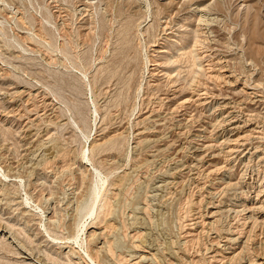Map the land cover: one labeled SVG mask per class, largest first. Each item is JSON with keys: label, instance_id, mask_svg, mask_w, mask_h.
I'll return each mask as SVG.
<instances>
[{"label": "rangeland", "instance_id": "1", "mask_svg": "<svg viewBox=\"0 0 264 264\" xmlns=\"http://www.w3.org/2000/svg\"><path fill=\"white\" fill-rule=\"evenodd\" d=\"M208 6L212 11H199ZM204 17L220 21L212 40L197 49L195 32L202 28ZM161 49L169 52L158 54ZM154 59H160L167 75L152 77ZM220 69L229 70L234 80L227 83ZM211 75L217 79L212 81ZM233 82L245 93L258 85L254 92L264 101V0H0V229L8 232L11 245L0 242V264H22L26 255H18L19 250L25 252L21 245L45 258L43 264L81 263L78 254L72 263L69 249L61 255L53 244L55 238L77 237L80 224L89 226L90 232L96 230L102 242L98 248L104 243L112 264H138L140 259L143 264H238L243 257L228 262L225 242L219 240V233H230L229 229L242 233L248 243L252 240L248 246L253 256L244 257H261L264 228L247 232L248 213L210 216L218 204L239 201L249 208L256 204L264 164L255 159L225 164L222 156L215 161L210 157L206 161H213V166L227 165L226 171L210 172L214 167L199 159L194 149L208 145L223 131L220 125L217 131L213 128L218 123V101L207 107L196 102L180 107L192 90L208 85L217 95L230 97ZM175 87L182 98L179 95L172 104L166 93ZM247 93L235 97L241 107L237 111L253 119L259 113L262 117L251 119L264 130V102L252 105ZM203 126L210 128L202 133ZM260 137L254 143L264 145V132ZM104 143L91 154L93 162L85 159L88 167L82 166L89 146ZM228 177L233 178L231 190L224 184ZM100 178L109 185L99 212L91 215L85 206L78 211ZM47 218L60 225L56 229L58 223L52 224L51 235L44 229ZM78 251L84 253L81 247Z\"/></svg>", "mask_w": 264, "mask_h": 264}, {"label": "bare ground", "instance_id": "2", "mask_svg": "<svg viewBox=\"0 0 264 264\" xmlns=\"http://www.w3.org/2000/svg\"><path fill=\"white\" fill-rule=\"evenodd\" d=\"M244 5V4H243ZM213 8V7H212ZM200 9H202V8H200ZM211 10V7L210 6H208V7H206V8H203L202 10H199V11H201V12H209L210 10ZM212 11V10H211ZM197 13H199V12H197ZM207 14V13H206ZM202 15V14H201ZM204 15H205V13H204ZM210 15H212L211 13H210ZM206 16V15H205ZM209 16V15H208ZM213 16V15H212ZM202 17H203V15H202ZM201 17V18H202ZM207 17V16H206ZM206 17H204V20H202L201 22L202 23H200L201 24V29H198V31L197 32H195V34L197 35V41H196V46H195V48L197 47V46H199V45H205V43H207V41H208V39L209 38H211V40H212V34H213V32H214V29H216L215 28V26L217 25V24H219L218 22L220 21L219 19H218V17H215V18H206ZM200 18V17H199ZM167 21V20H166ZM200 21V20H199ZM167 24V23H166ZM199 24V25H200ZM218 27V26H217ZM199 30H201V32L199 31ZM216 33V32H215ZM176 34V33H175ZM187 34V33H186ZM190 34V33H189ZM217 34V33H216ZM166 35V34H165ZM191 35V34H190ZM211 36V37H210ZM191 37H192V35H191ZM168 38V37H167ZM166 38V39H167ZM193 38V37H192ZM202 38V39H201ZM190 39V38H189ZM214 39V38H213ZM173 41V40H172ZM228 41V40H227ZM210 42V41H209ZM208 42V43H209ZM213 42V41H212ZM215 42V41H214ZM207 43V44H208ZM244 43V42H243ZM193 44V43H192ZM212 44V43H211ZM210 44V45H211ZM213 44H215V43H213ZM221 44V43H220ZM245 44V43H244ZM189 45V44H188ZM187 45V46H188ZM157 46V45H156ZM160 46V45H159ZM186 46V45H185ZM155 47V46H154ZM200 47V46H199ZM210 47V46H209ZM212 47V46H211ZM210 47V48H211ZM161 48V47H160ZM159 48V49H160ZM163 48V47H162ZM194 48V49H195ZM203 48V47H202ZM208 48V47H207ZM231 48V47H230ZM240 48V47H239ZM239 48L237 49V50H239ZM197 49H198V47H197ZM244 49V48H243ZM162 50V49H161ZM165 50H166V48H165ZM164 49L162 50V51H157V53L158 54H164V53H168L167 51H165ZM202 50V49H201ZM230 50V49H229ZM154 51V50H153ZM156 52V51H155ZM199 52V51H198ZM213 52V51H212ZM209 53V52H208ZM155 54V53H154ZM203 54V53H202ZM201 54V55H202ZM200 55V54H199ZM200 55V56H201ZM206 55V54H205ZM205 55H203V56H205ZM214 55V54H213ZM217 55V54H216ZM157 56V55H156ZM161 56V55H160ZM163 56V55H162ZM166 56V55H165ZM202 56V57H203ZM154 57V56H153ZM195 57V56H194ZM201 57V58H202ZM206 57H207V55H206ZM208 57H209V55H208ZM218 57V56H217ZM229 57V56H228ZM205 58V57H204ZM204 58H202V59H204ZM215 58H216V56H215ZM206 59V58H205ZM226 59H227V57H226ZM201 60V59H200ZM207 60V59H206ZM205 60V61H206ZM196 61V60H195ZM208 61V60H207ZM219 61V60H218ZM153 62H154V69L152 70L153 72H151L153 75H152V77H155V76H157L155 73H160L161 75H167V71L165 70V69H163V65L160 63V59L158 60H156V59H154L153 60ZM216 63H217V61H216ZM218 63H220V62H218ZM225 63V62H224ZM227 63V62H226ZM226 63L224 64V65H226ZM228 63H229V61H228ZM235 63V62H234ZM214 65V64H213ZM212 65V66H213ZM217 65V64H216ZM221 65H223V64H221ZM228 65V64H227ZM212 66H211V70H212ZM255 66V65H254ZM227 67V66H226ZM217 68V67H216ZM215 68V69H216ZM219 68V67H218ZM222 68V67H221ZM227 69V68H226ZM218 70V69H217ZM221 71H223V72H221V71H219V72H221V73H226V74H224V75H222L221 74V76H222V78H224V80L226 79L227 80V83L228 82H231V80H232V78L234 77V74H230V72H229V70H225V69H220ZM243 70V69H242ZM208 71H210V70H208ZM213 71V70H212ZM215 72V71H214ZM232 73V72H231ZM210 74H211V72H210ZM163 75V76H164ZM159 76V75H158ZM212 76V77H211ZM211 76H209L207 79H211L212 78V81H213V79L214 78H216V77H221L220 76V74H219V76L217 75H215L214 77H213V75H211ZM165 77H167V76H165ZM169 77V76H168ZM211 77V78H210ZM238 77V76H237ZM243 77V76H242ZM171 78V77H170ZM169 78V79H170ZM153 79V78H152ZM168 79V81H172V80H169ZM172 79V78H171ZM174 79V78H173ZM204 79V78H203ZM217 79V78H216ZM215 79V80H216ZM156 80V79H155ZM199 82H200V77H199ZM201 80H202V78H201ZM204 80H206V79H204ZM214 80V81H215ZM219 80V79H218ZM218 80H217V82H218ZM221 80V79H220ZM223 80V79H222ZM230 80V81H229ZM234 80V79H233ZM232 80V81H233ZM240 79H238V82H240L239 81ZM208 81V80H207ZM211 81V82H212ZM242 81V80H241ZM254 81V80H253ZM149 82V81H148ZM173 82V81H172ZM175 82V81H174ZM196 82V81H195ZM202 83H203V81H202ZM213 83V82H212ZM234 83V82H233ZM235 83H236V81H235ZM235 83L233 84V86H232V83H230L231 85V87H235V88H232L233 89V91H234V93H231L230 94V97H221L219 94L217 95V93L214 91V90H212V88H210L211 86L210 85H208V83H207V85L209 86V88H197L196 90H194V93H193V90H192V95L191 96H188V98H186L185 97V99H182V102L180 103V107H186L187 105H189V104H191V103H193V102H196V103H200V104H204L203 106H208V102H210L209 104H211V103H213V102H215V101H218V111H219V115H218V123L217 124H214V126H213V128H215V130H216V127H217V125H220V127H223L224 129H221V130H223L221 133H219L220 135L219 136H217V139L215 138L214 140H212L208 145H202L203 147H201V148H198V149H194V153H195V155L196 156H198V157H201V158H199V159H201L202 161H206L208 158H210V157H212L211 159H215V158H218V157H220V156H222V157H224L225 158V161H226V163L225 164H227L228 162H231L232 160H235V161H245V160H248V159H255V160H258L260 163H263L264 164V145H257L256 143H254V141H257V140H261V138H263V137H260V136H263V132H264V130L263 129H261L260 127H259V125H258V123L256 124L257 126H255V124H253V120H254V122H255V117L257 116H261V115H258L259 113H257V115L256 114H254V119L252 118V117H250V115H249V117H247V116H245V117H247V118H243L241 115V112H239V111H237V109L240 107H237V102H236V96L237 95H239V94H246L245 93V90L244 89H239V88H237L236 86H234L235 85ZM243 83V82H242ZM253 83V82H252ZM152 84V83H151ZM172 83H170V85H171ZM176 84V83H175ZM175 84H174V86H175ZM204 84H205V82H204ZM214 84V83H213ZM212 84V85H213ZM237 84V83H236ZM241 84V83H240ZM244 84H245V82H244ZM248 84V82L246 81V85ZM254 84V83H253ZM177 85V84H176ZM197 85V84H196ZM195 85V86H196ZM200 85V84H199ZM198 85V86H199ZM207 85H205V86H207ZM215 85V84H214ZM213 85V86H214ZM182 86V85H181ZM201 86V85H200ZM227 86H228V84H227ZM239 86H241V85H239ZM244 86V85H243ZM264 85H262V87H263ZM193 87V86H192ZM250 87V86H249ZM253 87H255V86H253ZM251 88V90H253V92L252 93H247V95H248V99L251 101V103H252V105H259V104H261L262 102H264L263 101V99L261 98L262 96H259V94L258 93H255L254 92V89H257L258 90V85L255 87V88ZM112 88V87H111ZM222 88V87H221ZM228 88H230V87H228ZM244 88V87H243ZM245 88H247V86H245ZM193 89V88H192ZM24 91V90H23ZM182 91H184V90H182ZM231 91V90H230ZM21 92V91H20ZM106 92V91H105ZM109 92V91H108ZM23 93V92H22ZM182 92H181V90L178 88V87H175V88H173V90H171L170 92H168V94L166 93V95L168 96V99L170 100V101H172V104H174L173 103V101H175L176 99H178L179 100V95L181 94ZM190 94V93H189ZM221 94V93H220ZM23 95V94H22ZM227 95H229V93L227 94ZM166 96V97H167ZM184 96H185V93H184ZM183 96V97H184ZM165 97V98H166ZM180 97H181V95H180ZM236 97V98H235ZM182 98V97H181ZM239 98V97H238ZM243 98V97H242ZM154 99V98H153ZM160 99V98H159ZM147 100V99H146ZM178 100H177V102H178ZM237 100H239V99H237ZM155 101V100H154ZM242 101H244V100H242ZM149 102V101H148ZM161 102V101H160ZM176 102V101H175ZM180 102V101H179ZM247 102V101H246ZM246 102H241L242 104V106L243 105H245V103ZM157 103V102H156ZM168 103H170V102H168ZM250 103V102H249ZM248 103V104H249ZM250 103V104H251ZM214 104V103H213ZM240 104V103H239ZM247 104V103H246ZM193 105H195V104H192L191 106H193ZM198 105V104H197ZM212 105V104H211ZM210 105V106H211ZM191 106H188V107H191ZM206 106V107H207ZM213 106V105H212ZM248 106V105H247ZM179 107V104H178V106H177V108ZM179 107V108H180ZM196 107V106H195ZM200 107V106H199ZM254 107V106H253ZM257 107V106H256ZM172 108V107H171ZM193 108H194V106H193ZM201 108V107H200ZM243 108H245V107H243ZM250 108V107H249ZM173 109H176V108H173ZM240 109H241V107H240ZM246 109V108H245ZM179 110V109H178ZM142 111V110H141ZM177 111V110H176ZM189 111V110H188ZM241 111V110H240ZM246 111H247V109H246ZM215 112V111H214ZM247 112H249V110L247 111ZM216 113V112H215ZM172 114V113H171ZM177 114V113H176ZM241 114V115H240ZM248 114V113H247ZM246 114V115H247ZM153 115V114H152ZM151 115V116H152ZM245 115V114H244ZM243 115V116H244ZM163 116V115H162ZM120 117V116H119ZM190 117V116H189ZM262 117V116H261ZM261 117H259V119L261 118ZM156 118V117H155ZM253 120H252V119ZM264 118V117H263ZM263 118H261V119H263ZM147 119V118H146ZM148 119H150V118H148ZM159 119V118H158ZM182 119V118H181ZM256 119H258V118H256ZM160 120V119H159ZM158 120V121H159ZM209 120V119H208ZM214 120V119H213ZM150 121V120H149ZM155 120H153V122H154ZM202 121V120H201ZM212 121V120H211ZM262 122H263V120H261ZM143 122V121H142ZM156 122V121H155ZM188 122V121H187ZM210 122V121H209ZM213 122V121H212ZM258 122H260V121H258ZM158 123V122H157ZM206 123H207V121H206ZM264 123V122H263ZM164 124H166L165 122H164ZM261 124V123H260ZM206 125V124H205ZM210 125V124H209ZM183 126V125H182ZM211 126V125H210ZM210 126L208 127V126H203L202 128V130H201V132L203 133V132H207L208 131V129L210 128ZM262 127H263V125H261ZM156 127V126H155ZM154 127V128H155ZM169 127V126H168ZM201 127V126H200ZM199 127V128H200ZM219 127V128H220ZM165 128V127H164ZM177 128V127H176ZM181 128V127H180ZM218 129V128H217ZM179 130V129H178ZM212 130V129H211ZM214 130V131H215ZM217 131V130H216ZM215 131V132H216ZM153 132V131H152ZM187 132V131H186ZM198 133H199V131H197ZM214 132V133H215ZM119 133V132H118ZM178 133V132H177ZM209 133H212V132H209ZM142 134V133H141ZM140 134V135H141ZM213 134V133H212ZM217 134V133H216ZM116 135V134H115ZM182 135V134H181ZM201 135V134H200ZM205 135V134H204ZM197 136H198V134H197ZM210 136V135H209ZM205 137V136H204ZM202 138V137H201ZM208 138V137H207ZM211 138H213V137H211ZM169 139V138H168ZM108 140V139H107ZM173 140V139H172ZM191 140V139H190ZM195 140V139H194ZM222 140V141H221ZM157 141V140H156ZM209 141V140H208ZM96 142V141H95ZM145 142V141H144ZM146 143H147V141H146ZM261 143H262V141H261ZM193 144V143H192ZM96 145H97V143H96ZM199 145V144H198ZM94 146V145H93ZM105 146V143L104 144H100V145H98V146H94L93 148L91 147V145L89 146V148H88V150L87 151H85V152H87V153H85V156H84V160H83V162H82V166H85V168L86 167H88V164H86L84 161H85V159H87L89 162H93V160L91 159V154L97 149V148H101V147H104ZM137 147V146H136ZM193 147V146H192ZM194 147H197V146H194ZM164 148H166V147H164ZM163 148V149H164ZM182 149V148H181ZM191 149V148H190ZM36 151V150H35ZM219 152V153H218ZM169 153V152H168ZM193 155V154H192ZM240 155H242V157L241 158H239V156ZM194 156V155H193ZM236 156V157H235ZM44 157H46V154H45V156ZM222 157H220V158H222ZM0 158H2L1 157V153H0ZM175 158V157H174ZM195 158V157H194ZM223 158V159H224ZM4 159V158H3ZM172 159V158H171ZM159 160V159H158ZM189 160V159H188ZM252 160V161H253ZM254 160V161H255ZM187 161V160H186ZM204 161V162H205ZM215 161V160H214ZM176 162H178V160H176ZM198 162H200V161H197V163ZM259 162H258V164H259ZM180 163V162H179ZM196 163V164H197ZM205 163H210V164H208L210 167H214V169H212V168H210V172H223V171H226V170H224V169H226V167H227V165L226 166H222L221 168H219L218 166H213L214 164V162L213 161H209V162H205ZM249 163V162H248ZM30 164H31V162H30ZM188 164H189V162H188ZM93 165V164H92ZM146 165V164H145ZM144 165V166H145ZM172 165V164H171ZM178 165V164H177ZM191 165V164H190ZM202 165V164H201ZM200 165V166H201ZM217 165H218V163H217ZM221 165V164H220ZM249 165V164H248ZM254 165V164H253ZM253 165H251V162H250V167L251 166H253ZM257 165V164H256ZM261 165V164H260ZM18 166V165H17ZM154 166V165H153ZM162 166V165H161ZM182 166V165H181ZM184 166H185V164H184ZM195 166H197V165H195ZM30 167V166H29ZM176 167V166H175ZM175 167H172V168H175ZM186 167V166H185ZM199 167V166H198ZM205 167V166H204ZM218 167V168H217ZM249 167V166H248ZM254 167V166H253ZM263 167H264V165H263ZM138 168V167H137ZM155 168V167H154ZM177 168V167H176ZM182 168V167H181ZM180 168V169H181ZM188 168V167H187ZM190 168V167H189ZM195 168V167H194ZM246 168V167H245ZM30 169V168H29ZM178 169H179V167H178ZM180 169H179V171H180ZM197 169H199V168H197ZM203 169V168H202ZM236 169V168H235ZM248 169V168H247ZM256 169V168H255ZM182 170V169H181ZM187 170V169H186ZM208 170V169H207ZM223 170V171H222ZM257 170V169H256ZM260 170V169H259ZM97 171V170H96ZM138 171V170H137ZM160 171V170H159ZM176 171H178V170H176ZM176 171H174V172H176ZM189 171V170H188ZM192 171V170H191ZM227 171H229L228 170V168H227ZM245 171V170H244ZM126 172V171H125ZM133 172V171H132ZM174 172H173V174H174ZM183 172V171H182ZM195 172H196V170H195ZM209 172V173H210ZM245 172H247V171H245ZM31 173V172H30ZM97 173V172H96ZM227 173V172H226ZM253 173V172H252ZM256 173V172H255ZM158 174V173H157ZM175 174H177V173H175ZM187 174V173H186ZM191 174H192V172H191ZM190 173H189V175H191ZM195 174V173H194ZM208 174V173H207ZM211 174V173H210ZM210 174H208V175H210ZM224 174V173H223ZM228 174H230L229 172H228ZM232 174V173H231ZM248 174V173H247ZM262 174V173H261ZM135 175V174H134ZM169 175H170V173H169ZM172 175V174H171ZM170 175V176H171ZM180 175V174H179ZM196 175V174H195ZM198 176H199V173L197 174ZM243 175V174H242ZM156 176V175H155ZM225 176V175H224ZM230 176V175H229ZM245 176V175H244ZM250 176V175H249ZM98 177H101V175L100 174H98ZM175 177V176H174ZM210 177V176H209ZM263 177V176H262ZM121 178V177H120ZM171 178V177H170ZM173 178V177H172ZM243 178V177H242ZM122 179V178H121ZM125 179V178H124ZM124 179H123V181H124ZM166 179H168V178H166ZM165 179V180H166ZM174 179V178H173ZM195 179V178H194ZM220 179H223V178H220ZM224 179H227V178H224ZM258 179H260V178H258ZM118 180V179H117ZM116 180V181H117ZM162 180V179H161ZM164 180V179H163ZM175 180H177V179H175ZM188 180V179H187ZM193 180V179H192ZM228 180L229 181H227V182H225L224 180L223 181H221V182H225L224 184H226L227 185V187L229 186H232L233 185V183H232V181H233V178H231V177H228ZM235 180H237V179H235ZM246 180V179H245ZM121 181V180H120ZM123 181H121V183L123 182ZM171 181V180H170ZM194 181V180H193ZM195 181H196V179H195ZM240 181V180H239ZM166 182V181H165ZM164 182V183H165ZM169 182V181H168ZM167 182V184H170V183H168ZM175 182V181H174ZM215 182V181H214ZM245 182V184H246V181H244ZM261 182V184H260V187H259V190H257L256 191V197L254 198L255 199V201H257V203L256 204H254L253 206H251L250 208L246 205V204H241V203H239V201L237 202V203H234L233 201V203L231 204V205H228V206H219V204L217 205V207H215V208H217L218 210H216V211H214L213 213H211V216H210V218H212V219H215L216 217H218L219 216V218H220V215L222 214L223 215V212H227V216L228 215H233V214H239V213H241V212H246V213H248L249 214V216H248V214H247V216H246V218L244 219L246 222H247V224L249 225L248 226V228L247 229H250V230H248L247 232H252V230H255L256 228H259L260 229V227H263L264 228V177H263V179H262V181H260ZM102 183V184H101ZM163 183V184H164ZM201 183V182H200ZM237 183V182H236ZM238 183H240V182H238ZM237 183V184H238ZM248 183V182H247ZM96 185H95V187H93L91 190H90V193H89V201H87V202H85V204H81L80 205V207L78 208V211H81L83 208H84V206L87 208V210H89L90 211V213H91V215L93 214V215H95L96 213H98L99 211H98V209H99V207H100V203L101 202H104V199H105V196H106V190H107V187H108V185H109V181H103L101 178H100V180L99 181H97L96 183H95ZM163 184L161 185V186H163ZM172 184V183H171ZM174 184V183H173ZM220 184H222V183H219V185ZM235 184V183H234ZM236 184V185H237ZM243 184V183H242ZM117 185H119V183L117 184ZM116 185V186H117ZM174 185H176V184H174ZM190 185H191V183H190ZM225 185V186H226ZM235 185V186H236ZM248 185H249V183H248ZM115 186V185H114ZM165 186V185H164ZM168 186V185H167ZM204 186V185H203ZM218 186V185H217ZM234 186V185H233ZM238 186V185H237ZM237 186H236V188H237ZM253 186V185H252ZM256 186V185H255ZM119 187V186H118ZM159 188H160V186H158ZM209 187V186H208ZM223 187V186H222ZM228 187V188H229ZM249 187V186H248ZM164 188V187H163ZM198 188V187H197ZM196 188V189H197ZM204 188V187H203ZM214 188V187H213ZM233 188V187H232ZM232 188H229L230 190L232 189ZM239 188H241V185H239ZM258 188V187H257ZM216 189V188H215ZM214 189V190H215ZM218 189V188H217ZM216 189V190H217ZM222 189V188H221ZM242 189H243V187H242ZM249 189V188H248ZM256 189V188H255ZM254 189V190H255ZM64 190V189H63ZM62 190V191H63ZM223 190H225V189H223ZM226 190H227V188H226ZM235 190H237V189H235ZM182 191V190H181ZM205 191V190H204ZM233 191V190H232ZM65 192V191H64ZM161 192V191H160ZM243 192V191H242ZM242 192H240V193H242ZM246 192V191H245ZM244 192V193H245ZM71 193V192H70ZM118 193V192H117ZM240 193H238V194H240ZM243 193V194H244ZM211 194V193H210ZM213 194V196H214V193H212ZM216 194V193H215ZM221 194V193H220ZM226 194V193H225ZM235 194V193H234ZM5 195V194H4ZM114 196V195H113ZM116 196V195H115ZM219 196V195H218ZM218 196H217V198H218ZM236 196L238 197V195L236 194ZM247 196H249V195H247ZM72 197V196H71ZM227 197V196H226ZM250 198V197H249ZM71 199V198H70ZM107 197H106V201H107ZM118 199V198H117ZM116 199V200H117ZM166 199V198H165ZM214 199V198H213ZM227 199V198H226ZM234 199H235V197H234ZM237 199V198H236ZM244 199V198H243ZM253 199V200H254ZM241 200V199H240ZM118 201V200H117ZM226 201V200H225ZM71 202H72V200H71ZM115 202V201H114ZM198 202V201H197ZM229 202V201H228ZM242 202V201H241ZM48 203V202H47ZM66 203V202H65ZM70 203V202H69ZM83 203V202H82ZM108 203V202H107ZM225 203V202H224ZM252 203V202H251ZM51 204V203H50ZM71 204V203H70ZM69 204V206H71ZM79 204V203H78ZM77 204V205H78ZM223 204V203H222ZM226 204V203H225ZM118 205H120V204H118ZM79 206V205H78ZM213 206H214V204H213ZM77 207V206H76ZM111 207V206H110ZM220 207V208H219ZM242 207V210H239V208H241ZM28 208V207H27ZM105 208V207H104ZM107 208V207H106ZM162 208V207H161ZM26 209V208H25ZM111 209V208H110ZM208 209V208H207ZM29 210V209H28ZM54 210V209H53ZM75 210H77V208L75 209ZM69 211V210H68ZM67 211V212H68ZM85 211H86V209H85ZM84 211V212H85ZM27 213H29V215L30 214H34L35 216H38V217H43L44 215L40 212V213H34V211H26ZM33 212V213H32ZM75 212V211H74ZM82 212H83V210H82ZM199 213V212H198ZM229 213V214H228ZM140 214V213H139ZM245 214V213H244ZM77 215V214H76ZM80 215H81V213H80ZM98 215V214H97ZM105 215H107V214H105ZM208 215V214H207ZM236 215H234L233 216V218L236 216ZM246 215V214H245ZM113 216V215H112ZM111 216V217H112ZM77 217H78V215H77ZM92 217V216H91ZM189 217V216H188ZM230 217V216H229ZM228 217V218H229ZM238 217H239V215H238ZM54 218V217H53ZM68 218V217H67ZM96 218H97V216H96ZM232 218V217H231ZM244 218V217H243ZM48 219V218H47ZM56 219V218H55ZM75 219V218H74ZM76 219H78V218H76ZM143 219V218H142ZM202 219V218H201ZM49 221L47 222V221H45V222H47V223H45V230H46V232L48 233V234H50L51 235V233H52V231H53V225H54V223L56 222V223H58L57 221H52L53 219H48ZM64 220V219H63ZM72 220V219H71ZM155 220V219H154ZM217 220H219V219H217ZM243 220V221H244ZM74 221V220H73ZM102 221V220H101ZM215 221V220H214ZM214 221H212V222H214ZM242 221V220H241ZM143 222V221H142ZM196 222V221H195ZM204 222V221H203ZM56 223H55V227L58 225V227L56 228V229H59V227H60V225H59V223L56 225ZM197 223V222H196ZM202 223V222H201ZM53 224V225H52ZM60 224H61V222H60ZM83 224V223H82ZM101 222H100V226H101ZM106 224V223H105ZM118 224V223H117ZM199 224H200V222H199ZM204 225H205V222L203 223ZM208 224H209V222H208ZM212 225H213V223H211ZM210 224V225H211ZM217 224V223H216ZM232 224V223H231ZM245 224V223H244ZM66 225V224H65ZM209 225V226H210ZM80 226H82L81 228V230L79 231L80 233L77 235V237H75L74 238V236L73 237H69V238H65V239H62V241L59 239V238H55L54 240L55 241H53L54 243L53 244H55V246L57 247L56 249H58L59 251H60V254L62 255V253H63V250L65 251V250H68L69 249V252L67 253V256L70 258V261L72 262V263H74L73 261L74 260H71L72 259V257L74 256V255H76V254H78L79 255V259L81 260L80 262L81 263H78V264H112V263H110L111 261H109L110 259H109V257H108V254H106V251H104V247H103V245H104V243H103V245H101L102 247H100V248H98L99 246H98V243H99V241H100V237H99V234H97V232H96V230L95 231H92V232H90L89 231V229H88V227L89 226H87L86 224L85 225H81L80 224ZM80 226H78V227H80ZM147 226V225H146ZM194 226V225H193ZM196 226H198V225H196ZM199 226H201V224L199 225ZM217 226L219 227V224L218 225H216L215 227L217 228ZM233 226V225H232ZM231 226V227H232ZM235 226V225H234ZM246 226V225H245ZM63 227V226H62ZM62 227H61V229H62ZM112 227V226H111ZM115 227V226H114ZM117 227V226H116ZM156 227V226H155ZM203 227V226H202ZM211 227V226H210ZM213 227H214V225H213ZM214 227V228H215ZM113 228V227H112ZM203 228H205V227H203ZM214 228H213V230H214ZM215 228V229H216ZM233 228V227H232ZM8 229V228H7ZM80 229V228H79ZM189 229V228H188ZM194 229V228H193ZM211 229H212V227H211ZM236 229V228H235ZM234 229V230H235ZM242 229V228H241ZM133 230V229H132ZM168 230V229H167ZM195 230V229H194ZM197 230V229H196ZM228 230V229H227ZM226 230V231H227ZM261 230H262V228H261ZM58 231V230H57ZM62 231V230H61ZM117 231V230H116ZM118 231H121V230H118ZM202 231H203V229H202ZM211 231V230H210ZM228 231H230V233H226V232H222L221 234L218 232V230H217V233H219V240H221V242L223 243V242H225V244L223 245V247L222 246H220V244H219V246L220 247H222L223 248V250H224V252L226 253V255L227 254H229V256L227 257L226 256V260H228V262H234V260H238L239 259V257L241 258V256L243 257V258H241V259H239L240 260V262H238V264H264V254L261 256V257H259V258H257V260L255 259H253V260H251V259H249L248 257H244V256H247L246 254H252L251 252H250V249H251V247L249 248V246H248V244H250V242L252 241L250 238V242L248 243V239L247 238H245L244 236H243V234L241 233V231H239L241 234H237L236 233V231L237 230H235L234 232H232L231 231V229H229ZM227 231V232H228ZM99 232V231H98ZM204 232V231H203ZM213 232V231H212ZM238 232V233H239ZM103 233V232H102ZM148 233V232H147ZM254 233V232H253ZM120 234V233H119ZM144 233H142V235H143ZM202 234V233H201ZM248 234V233H247ZM101 235H103V234H101ZM100 235V236H101ZM147 235V234H146ZM145 235V236H146ZM218 235V234H217ZM250 235H252V234H250ZM81 236H82V239H81ZM132 236V235H131ZM144 236V237H145ZM261 236V235H260ZM105 237V236H104ZM103 236H102V238H104ZM121 237V236H120ZM137 237V236H136ZM143 237V236H142ZM151 237V236H150ZM203 237V236H202ZM253 237V236H252ZM7 238H8V232L6 231V230H1L0 229V242L3 244V246H5V247H9V246H11L10 245V243L9 242H7ZM10 238V237H9ZM8 238V239H9ZM13 238V237H12ZM199 238H200V240L202 239L200 236H199ZM254 238H255V235H254ZM80 239V240H79ZM112 239V238H111ZM147 239H150V238H147ZM138 240V239H137ZM144 240H145V238H144ZM218 240V239H217ZM256 240V239H255ZM149 241V240H148ZM165 241V240H164ZM177 241V240H176ZM192 241V240H191ZM101 242V241H100ZM107 242V241H106ZM118 242V241H117ZM153 242V241H152ZM219 242V241H218ZM102 243V242H101ZM141 243H142V241H141ZM144 243V242H143ZM147 243V242H146ZM175 243V242H174ZM185 243H186V241H185ZM213 243V242H212ZM211 243V244H212ZM220 243V242H219ZM254 243V242H253ZM108 244H109V242H108ZM116 244V243H115ZM149 244V243H148ZM180 245V244H179ZM192 245V244H191ZM22 246V249H23V251H25V252H20V250H19V252H17L18 253V255L20 256V255H22V254H25L26 256H24L23 257V259H24V262L22 263V264H43V262H45V258H42V257H39V255H38V257L36 256V253L34 254V252H33V250L32 251H28L29 249H27L25 246H23V245H21ZM147 246V245H146ZM151 246V245H150ZM217 246V245H216ZM19 247V246H18ZM82 248V249H84V253H82L81 251H78V249L79 248ZM116 247V246H115ZM142 247V246H141ZM205 247V246H204ZM208 247V246H207ZM218 247V246H217ZM261 247V246H260ZM106 248V247H105ZM112 248L113 247H111V249L110 250H112ZM145 248V247H144ZM203 248V247H202ZM107 249V248H106ZM143 249V248H142ZM151 249H152V247H151ZM163 249V248H162ZM162 249H160L161 251H163ZM206 249V248H205ZM219 249V248H218ZM31 250V249H30ZM137 250V249H136ZM148 250V249H147ZM157 250H159V249H157ZM168 251L170 250V248H168L167 249ZM18 251V250H17ZM149 251V250H148ZM151 251V250H150ZM137 252V251H136ZM144 252H145V250H144ZM159 252V251H158ZM167 252V251H166ZM172 252V251H171ZM260 252V251H259ZM263 253H264V251H262ZM66 253V252H65ZM110 253H112L111 251H110ZM148 253V252H147ZM150 253V252H149ZM162 253V252H161ZM173 253V252H172ZM141 254H143V253H141ZM158 254V253H157ZM156 254V255H157ZM257 254V253H256ZM261 254V253H260ZM259 254V255H260ZM59 255V254H58ZM137 255V254H136ZM139 255V254H138ZM155 255V254H154ZM155 255V256H156ZM164 255V254H163ZM169 255H171V254H169ZM172 255H175V256H178V255H176V253L174 252V254H172ZM172 255H171V257H172ZM218 255V254H217ZM217 255H215V257L217 258ZM220 255V254H219ZM223 255V254H222ZM248 255V256H249ZM145 256V255H144ZM144 256H141L140 258H142L143 259V261L146 259V260H148L147 258H148V256H147V258L146 257H144ZM250 256H253V255H250ZM131 257H132V255H131ZM130 257V258H131ZM157 257V256H156ZM156 257H155V259H156ZM170 257V258H171ZM183 257V256H182ZM214 257V258H215ZM222 257V256H221ZM150 258V257H149ZM163 258V257H162ZM168 258V257H167ZM178 258V257H177ZM76 259V258H75ZM112 259V258H111ZM154 259V260H155ZM160 259V258H159ZM218 259V258H217ZM151 261L153 260L152 258L150 259ZM157 260H158V258H157ZM161 261H162V259H160ZM176 260V259H175ZM179 260V259H178ZM210 260V259H209ZM213 260V259H212ZM238 260V261H239ZM140 261H141V259L139 260V262H138V264L140 263ZM159 261V260H158ZM216 261H218V260H215V263H216ZM222 261V260H221ZM224 261V260H223ZM148 262V261H147ZM147 262H146V264H147ZM150 262V261H149ZM154 262V261H153ZM163 262H165V261H163ZM162 262V263H163ZM176 262V261H175ZM186 262V261H185ZM236 262V261H235ZM142 263V262H141ZM140 263V264H141ZM155 263V262H154ZM156 263H158V262H156ZM161 263V264H162ZM212 263V262H211ZM214 263V262H213ZM237 263V262H236ZM46 264V263H45ZM114 264V263H113ZM143 264V263H142ZM153 264V263H152ZM158 264H160V263H158ZM178 264V263H177ZM182 264V263H181ZM195 264V263H194ZM203 264V263H202ZM225 264V263H224ZM227 264V263H226Z\"/></svg>", "mask_w": 264, "mask_h": 264}]
</instances>
